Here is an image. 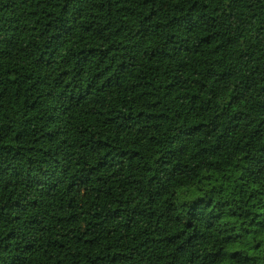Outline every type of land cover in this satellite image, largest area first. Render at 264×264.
Returning <instances> with one entry per match:
<instances>
[{
    "label": "trees",
    "instance_id": "obj_1",
    "mask_svg": "<svg viewBox=\"0 0 264 264\" xmlns=\"http://www.w3.org/2000/svg\"><path fill=\"white\" fill-rule=\"evenodd\" d=\"M0 264H264V0H0Z\"/></svg>",
    "mask_w": 264,
    "mask_h": 264
}]
</instances>
